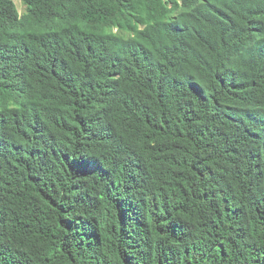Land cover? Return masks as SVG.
<instances>
[{
    "label": "trees",
    "instance_id": "obj_1",
    "mask_svg": "<svg viewBox=\"0 0 264 264\" xmlns=\"http://www.w3.org/2000/svg\"><path fill=\"white\" fill-rule=\"evenodd\" d=\"M0 0V264H264V0Z\"/></svg>",
    "mask_w": 264,
    "mask_h": 264
},
{
    "label": "rangeland",
    "instance_id": "obj_2",
    "mask_svg": "<svg viewBox=\"0 0 264 264\" xmlns=\"http://www.w3.org/2000/svg\"><path fill=\"white\" fill-rule=\"evenodd\" d=\"M12 1L15 3L19 14H22L25 11V6L22 4L21 0H12Z\"/></svg>",
    "mask_w": 264,
    "mask_h": 264
}]
</instances>
